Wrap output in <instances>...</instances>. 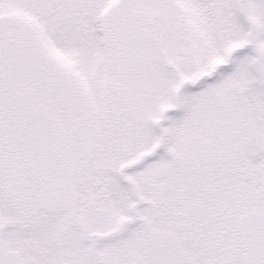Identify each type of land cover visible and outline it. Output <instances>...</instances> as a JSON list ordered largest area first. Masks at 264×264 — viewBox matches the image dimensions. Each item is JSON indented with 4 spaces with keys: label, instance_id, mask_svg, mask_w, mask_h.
Masks as SVG:
<instances>
[{
    "label": "snow or ice",
    "instance_id": "snow-or-ice-1",
    "mask_svg": "<svg viewBox=\"0 0 264 264\" xmlns=\"http://www.w3.org/2000/svg\"><path fill=\"white\" fill-rule=\"evenodd\" d=\"M0 264H264V0H0Z\"/></svg>",
    "mask_w": 264,
    "mask_h": 264
}]
</instances>
